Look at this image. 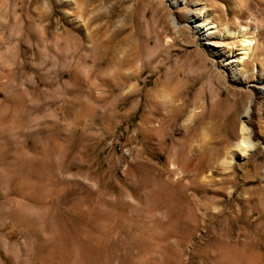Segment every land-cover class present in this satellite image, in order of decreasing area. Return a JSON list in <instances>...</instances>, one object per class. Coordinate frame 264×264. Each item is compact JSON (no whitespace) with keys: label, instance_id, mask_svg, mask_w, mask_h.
I'll return each instance as SVG.
<instances>
[{"label":"rangeland","instance_id":"374dc122","mask_svg":"<svg viewBox=\"0 0 264 264\" xmlns=\"http://www.w3.org/2000/svg\"><path fill=\"white\" fill-rule=\"evenodd\" d=\"M1 1L0 113L8 116L0 131L8 136L0 138V164L15 147L26 148L38 166L26 175L25 191L48 202L51 214L32 224L17 208L15 183L0 184V239L8 248L0 249V264H98L95 254L89 262L83 253L90 237L95 248L102 245L99 256L113 260L106 264H173L183 241L181 264L264 257V95L253 83L264 72L263 0ZM202 9L219 32L244 29L253 37L244 84L194 35L189 13ZM126 12L138 26L126 23ZM242 41L214 43L236 54ZM6 95L17 104L4 108ZM94 100L102 106L89 113ZM20 101L27 111L11 130ZM114 110L119 117L106 120ZM242 124L251 146L245 157L236 155L247 149ZM62 161L67 171L58 168ZM88 194L93 207L103 206V222L73 215L74 202ZM182 203L198 216L191 237L194 218L176 225L167 211ZM212 238L218 246L207 247L209 258L201 252Z\"/></svg>","mask_w":264,"mask_h":264},{"label":"bare ground","instance_id":"6f19581e","mask_svg":"<svg viewBox=\"0 0 264 264\" xmlns=\"http://www.w3.org/2000/svg\"><path fill=\"white\" fill-rule=\"evenodd\" d=\"M33 1V0H32ZM171 2H172V5H174V6H177L178 5V3L180 2V5H182V4H184V2H183V0H179V2H174V0H170ZM231 1H233V0H231ZM245 1V0H244ZM264 1V0H263ZM262 1V2H263ZM37 2V1H36ZM240 2V1H239ZM247 2V1H246ZM257 2H259V1H257ZM261 2V3H262ZM35 3V2H34ZM236 3V2H235ZM235 3H233V4H235ZM243 3H245V2H243ZM4 4H5V2L4 1H1L0 2V14L2 13V11H3V6H4ZM238 4V3H237ZM241 4V3H240ZM239 4V5H240ZM247 4V3H246ZM32 6H33V4H32ZM236 7H240V6H236ZM5 8V7H4ZM33 8V7H32ZM35 11H37L38 9L40 10V7L38 6V4L33 8ZM79 9H81V10H83V6H79ZM78 9V10H79ZM241 9V8H240ZM44 10V9H43ZM42 10V11H43ZM85 10H86V8H85ZM239 10V9H238ZM41 11V10H40ZM45 11V10H44ZM51 11V10H50ZM242 12V11H241ZM33 13V12H32ZM127 13V12H126ZM125 13V14H126ZM239 13V12H238ZM128 15H126V17L124 18L125 19V21H126V23L127 24H130V25H133V27L135 28L136 26H138L139 24H138V20H137V18L134 16V15H132L131 13L129 14V13H127ZM236 14V13H235ZM242 14V13H241ZM2 15V14H1ZM222 15H223V13H222ZM225 15V14H224ZM223 15V16H224ZM251 17V16H250ZM214 18V17H213ZM221 18V17H220ZM222 20V19H221ZM191 24H192V31L194 32V35L195 36H197V38L199 39V41H201V43H202V45H204L206 48H208L209 49V52H210V54L212 55V57H214V58H218L219 60H220V63H222L223 64V67H225L226 68V70H228L229 71V74H230V76L233 78V80H234V82L235 83H237V84H244V81H243V75H244V73L242 72V69H244V67H246L247 65H248V63L247 62H245V61H247L248 60V58H249V56H250V54H251V52H252V46H253V44H251V42H252V40L251 39H253V37L251 38H249V37H247L246 36V34H245V31H244V29L243 30H241V31H238V32H234V31H231L230 29H228V28H224L223 29V31L222 32H219L218 30H217V27L212 23V21H211V19H210V15L207 13V10H205V9H202L200 12H193V13H189V20H188ZM221 22H223V21H221ZM175 23V22H174ZM217 24V23H216ZM231 27V26H230ZM247 30V29H246ZM251 32V31H250ZM247 34H248V31H247ZM251 35V34H250ZM241 37L242 39H243V41H242V47L241 48H239L238 50L236 49V51H237V53L235 54H233L232 53V51H229V52H227V53H222V52H220V50H218V46L217 45H215V43H214V40H224V39H226V40H228V39H234L235 37ZM128 39H130V40H133L134 39V37L132 38V37H128ZM113 39H109V40H107L108 41V43H110V41H112ZM106 41V42H107ZM217 43V42H216ZM237 43V42H236ZM235 49V48H234ZM221 50H223V49H221ZM229 50V49H228ZM233 50V49H232ZM255 51V50H254ZM256 53V52H255ZM94 56H96V58L97 59H100V58H102V55H99L98 53H96ZM259 60V59H258ZM264 62V61H263ZM259 63V62H258ZM261 63H262V61H261ZM264 64V63H263ZM251 65V64H250ZM262 66V65H261ZM245 76V75H244ZM257 79L255 80V79H253V83L256 85V90L260 93V94H262V95H264V72H258L257 73V75L255 76ZM123 80V78H122V76L121 75H119V74H117V75H114V80H113V82L114 83H116L118 86H119V84H120V82ZM7 88V87H6ZM6 94H8V93H6ZM6 96H8V95H6ZM5 100H7L6 102H4V104H2V106H4V108H5V106L7 105L8 107H10V106H14L15 104H17L16 102L18 101H16V102H14L13 100V98H11V95L10 96H8L7 97V99H5ZM4 100V101H5ZM251 103H252V101L250 100V102H249V105L247 106V108L244 110V112L242 113V115H241V119H242V122L244 123L245 121H248L249 119H250V112H251ZM19 104L21 105L20 106V112H16V111H11V121H10V123H9V128H11V130L12 129H14L15 127H19V125H18V123H20L21 121V118H23L24 116H23V114L25 115V113H26V109L27 108H25V105H23V102L22 101H20L19 102ZM102 106V100H94L93 101V103H92V107H90L89 108V113L90 112H92V110H95V112H96V109L97 108H100ZM1 107V106H0ZM8 107H6V108H8ZM18 110V109H17ZM177 111V110H176ZM111 112V111H110ZM8 110H3L1 113H0V124H2V125H4L5 126V123H3L5 120H6V118H7V116H8ZM19 113H22L21 115L22 116H19L20 114ZM10 114V113H9ZM83 114V113H82ZM93 114V113H92ZM79 115V114H78ZM106 117V120H109V121H115L118 117H119V115L117 114V112L114 110V111H112V113L111 114H109L108 116L106 115L105 116ZM8 122V121H7ZM23 124V123H22ZM26 125H23V127H25ZM6 127V126H5ZM8 127V126H7ZM21 127V126H20ZM7 129V128H6ZM25 129V128H24ZM23 129V130H24ZM5 130V129H4ZM7 131V130H6ZM6 131L4 132V131H0V138L1 137H4L5 136V138L8 136L7 135V133H6ZM8 132V131H7ZM11 132V131H10ZM241 132H242V135H243V139L241 140V144H244L245 145V148H247L245 151L244 150H242V152L239 150V152H237L236 153V155L237 156H240V157H245L246 156V152H247V150H249V148L251 147L250 145H249V142H248V138H247V136L249 135V130L246 128V126H244V124H242V128H241ZM24 134V133H23ZM54 136V135H53ZM20 146V145H19ZM69 146V145H68ZM10 147H12V146H10ZM14 147V146H13ZM46 147V146H45ZM8 148V147H7ZM20 149V148H19ZM4 150V149H3ZM10 151H13V149L11 150V148H10ZM45 153H46V151H45ZM3 154H4V152H3ZM13 155L12 156H8V161H6V162H3L2 163V165L0 164V166H2V169H3V171L4 170H6L7 171V173L10 175V179H7V177H6V180L5 179H3L2 177H0V184H2V185H4V184H7V186H10V185H13V183H15L14 184V188H15V190H16V197L18 198V199H16L17 201V208L19 209V211H20V213H21V215L24 217V218H26V219H28V221L29 222H33L32 220H34V223L35 222H37V220L39 221L40 219H41V216H43L44 214H51V213H49V210H50V206L51 205H49V203L48 202H44V201H42V200H38V196L35 198V197H32L31 196V193L30 192H32V191H30V192H27V191H25L26 189H28V186H30L31 184H30V182H29V179H28V176H26L27 174H28V172H30V170H33L36 166H38L37 164H38V162L36 161V160H34V161H30L29 159H28V156H27V150H26V148L24 149V148H21L20 149V151L18 150V148L16 149V147H15V150H14V152L12 153ZM8 155V154H7ZM235 155V156H236ZM64 156V155H63ZM3 158V157H2ZM6 158V157H5ZM39 161V160H38ZM61 161V160H60ZM42 161H40V163H41ZM50 163H51V161H50ZM72 163V162H71ZM58 164V163H57ZM42 165V164H41ZM73 165V164H72ZM53 166V165H52ZM57 166V165H56ZM44 167V166H43ZM48 167H50V166H48ZM55 168V167H54ZM58 168H60V169H62V170H65V171H67L68 170V166L62 161V162H59V164H58ZM1 169V168H0ZM46 169V168H45ZM49 169H51V168H49ZM0 172H2V171H0ZM35 172V171H34ZM4 173V172H3ZM6 173V174H7ZM5 177V176H4ZM47 180H48V178H46ZM50 179V178H49ZM58 179V178H57ZM59 180V179H58ZM56 183V182H55ZM66 185H68L67 183H66ZM6 186V185H5ZM12 187V186H11ZM56 187V186H55ZM67 187V186H66ZM31 188L32 189H34L32 186H31ZM195 188V190L197 189L198 190V187L197 186H195L194 187ZM31 189V190H32ZM49 189V188H48ZM52 189H54V188H51V190ZM7 190V189H6ZM57 190V189H56ZM29 191V190H28ZM43 191V190H42ZM44 191H45V189H44ZM49 192H50V190H48ZM65 191V190H64ZM202 191V190H201ZM13 192H14V190H13ZM40 192V191H39ZM58 192V191H57ZM62 192V191H61ZM60 192V193H61ZM29 193H30V195H29ZM54 193H55V191H54ZM59 192L58 193H56L55 195L56 196H59L58 194H60ZM15 194V193H14ZM49 194V193H48ZM47 194V195H48ZM52 194H53V192H52ZM35 195V194H34ZM33 195V196H34ZM41 195V194H40ZM46 195V196H47ZM42 196V195H41ZM49 196H51V195H49ZM56 196H55V198H56ZM68 196V195H67ZM86 197V196H85ZM183 197V196H182ZM91 198V196L88 194V197L86 198V199H84L85 201H79V203H76L77 201H75L74 202V205L72 206V213H73V215L75 216V217H84V218H87V220L89 219H91L92 221H102L103 222V211H102V207L103 206H98V207H93L92 205H91V203L89 202L90 200H93V199H90ZM101 199V198H100ZM178 199V198H177ZM183 199H185L184 197H183ZM183 199H182V201H183ZM45 200H46V198H45ZM53 200V199H52ZM56 201V200H55ZM102 201V200H101ZM184 201H186V200H184ZM183 201V202H184ZM92 202V201H91ZM184 203H186V202H184ZM184 203H182V206H180V207H170V209H168L167 211H168V213L169 214H171V215H173L174 217H175V221L173 222V223H176V225H177V222L178 221H180L181 223H183V220H182V217H188L189 215H190V217H193L194 218V224H193V227H192V231L189 233L190 235V237H191V235H193V232L195 231V228L197 227L196 226V223H197V220H198V216H197V214H196V212H194L192 209H189V211H187V213H185V207H183L184 205ZM71 204V203H70ZM73 204V203H72ZM101 204V203H100ZM189 203H186V205H188ZM69 210H71V209H69ZM149 210V208L147 209V211ZM198 212V211H197ZM150 214V213H149ZM59 215V214H58ZM84 221V220H83ZM48 225H50V223H48V222H46ZM65 223V222H64ZM33 224V223H32ZM32 224H30V225H32ZM39 225H40V223H38ZM37 224V225H38ZM44 224V223H43ZM91 224V223H90ZM86 225H88V224H86ZM33 226V228L35 227V224L34 225H32ZM54 226V225H53ZM53 226H52V228H53ZM76 226V225H75ZM80 226V225H79ZM82 226H83V224H82ZM44 227H45V225H44ZM44 227H41L42 229L44 228ZM48 227V226H47ZM77 227V226H76ZM81 227V226H80ZM86 227V226H85ZM28 228H29V226H28ZM30 228L32 229V227L30 226ZM36 228V227H35ZM49 228H51V225L49 226ZM51 228V230H53ZM39 229V228H38ZM41 229V230H42ZM55 229V228H54ZM79 229V228H78ZM81 229V228H80ZM86 229H87V227H86ZM30 230V229H29ZM40 230V229H39ZM43 230H45V228L43 229ZM77 230V229H76ZM36 231V230H35ZM80 231V230H79ZM186 231V230H185ZM33 232H34V230H33ZM211 232V231H210ZM229 232V231H228ZM31 233V232H30ZM78 233H80V232H78ZM78 233H76V235L78 234ZM87 233H89V232H87ZM146 233V232H145ZM230 233V232H229ZM75 234V233H74ZM35 235H36V232H35ZM37 235H38V233H37ZM85 235V234H84ZM81 236H83V234L81 235ZM136 236V235H135ZM33 237V236H32ZM36 237V236H35ZM76 237H80L79 235H77ZM89 237V236H88ZM39 238V237H38ZM189 238V237H188ZM80 239V238H79ZM90 240H91V237L89 238ZM76 240H77V238H76ZM88 241V245L85 247L84 246V255L86 256V260H88L89 258H90V255L91 254H95V257L96 258H98V264H106V262L105 261H107V260H104V258H101L100 256H99V249H103L102 248V245L101 246H99V247H97V248H99V249H97V248H95V246H94V244L91 242V241ZM186 240H188V239H186ZM4 241V240H3ZM3 241H2V239H0V249L1 250H4L5 248H6V245H5V243H3ZM39 241V240H38ZM41 242V241H40ZM84 242V241H83ZM76 243V242H75ZM100 243V242H99ZM132 243V242H131ZM186 242L185 241H183V242H181V243H179V248H178V250H177V252H175L176 253V257H175V263H173V264H181V258H182V252H183V246H184V244H185ZM79 244V243H78ZM76 246V245H75ZM79 246H82L81 244L79 245ZM79 246H77L76 247V250H78L77 248H79ZM110 246V245H109ZM130 246V245H129ZM212 246H218V239H210V241H208V244L205 246V250H203L201 253H205L206 254V256L207 257H209L210 258V256H211V253H206L205 251H209V250H206V249H209V248H207V247H212ZM8 247V246H7ZM11 247V246H10ZM9 247V248H10ZM39 247V246H38ZM41 248V247H40ZM82 248H83V246H82ZM82 248L80 247V249H81V251H83L82 250ZM104 248H105V246H104ZM6 249H8V248H6ZM6 249H5V251H6ZM10 249H12V248H10ZM113 249V248H112ZM173 249V248H172ZM177 249V248H176ZM33 250H34V248H33ZM105 250V249H104ZM104 250H103V252H104ZM106 250H108V249H106ZM175 250V249H174ZM13 251V250H12ZM39 251H41V250H39ZM7 252H8V250H7ZM28 252V251H27ZM3 253V252H2ZM11 253V252H10ZM37 253V252H36ZM41 253V252H40ZM39 253V254H40ZM81 253V252H80ZM98 253V254H97ZM111 253V252H110ZM8 254V253H7ZM100 254H101V251H100ZM105 254H106V252H105ZM172 254V253H171ZM214 254V253H213ZM4 255H6V254H4ZM11 255H12V253H11ZM113 255V254H112ZM115 255V254H114ZM135 255V254H134ZM174 255V254H173ZM202 255V254H201ZM80 256V255H79ZM83 256V255H82ZM92 256V255H91ZM103 256V255H102ZM109 256V258H111L112 256L109 254L108 255ZM108 256H106V257H108ZM111 256V257H110ZM148 256V255H147ZM175 256V255H174ZM206 256H204V257H206ZM213 256V255H212ZM10 256H8V258H9ZM81 257V256H80ZM103 257H105V256H103ZM202 257V256H201ZM206 257V258H207ZM216 258H215V261H214V264H235L234 263V261H232V260H230V259H226L227 257H224V256H215ZM5 258H7V256L5 257ZM82 258V257H81ZM80 258V259H81ZM83 258H84V256H83ZM114 258V257H113ZM135 258H136V256H135ZM35 259H37V258H35ZM34 259V260H35ZM39 259H41V258H39ZM85 259V258H84ZM170 259V258H169ZM208 259V258H207ZM211 259H213V258H211ZM14 260V259H13ZM13 260H11V262L13 263V264H18V262H16V261H13ZM18 260H21V259H18ZM24 260V259H23ZM22 260V261H23ZM42 260V259H41ZM112 259H110V261H111ZM262 260H264V257H262V256H259L258 257V260L255 262V263H253V264H259V261H262ZM43 261V260H42ZM47 261H48V259H47ZM79 261V260H78ZM89 261V260H88ZM108 261H109V259H108ZM107 261V262H108ZM109 261V263H111ZM113 261V260H112ZM133 261V260H132ZM167 261H169V260H167ZM170 261H172V260H170ZM27 262V261H26ZM35 262H36V260H35ZM83 262V261H82ZM90 262V261H89ZM92 262V261H91ZM206 262V261H205ZM23 263H24V261H23ZM132 263V262H131ZM167 263V262H166ZM204 263V262H203ZM27 264V263H26ZM37 264V263H36ZM38 264H40V263H38ZM79 264H80V261H79ZM85 264V263H84ZM88 264V263H87ZM91 264V263H90ZM94 264V263H93ZM204 264H208V263H204Z\"/></svg>","mask_w":264,"mask_h":264},{"label":"crops","instance_id":"0c3cea01","mask_svg":"<svg viewBox=\"0 0 264 264\" xmlns=\"http://www.w3.org/2000/svg\"><path fill=\"white\" fill-rule=\"evenodd\" d=\"M86 112H87V110H86Z\"/></svg>","mask_w":264,"mask_h":264}]
</instances>
